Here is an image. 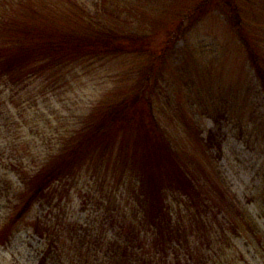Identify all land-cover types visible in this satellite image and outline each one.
<instances>
[{"label": "trees", "instance_id": "16d2710c", "mask_svg": "<svg viewBox=\"0 0 264 264\" xmlns=\"http://www.w3.org/2000/svg\"><path fill=\"white\" fill-rule=\"evenodd\" d=\"M210 1L181 15L168 30L157 23L139 27L127 0H0V196L9 206L0 244L30 219V234L40 244L37 264H219L215 257L225 256L226 244L238 236L249 239L255 253L260 250L259 223L224 179L204 170L207 165L193 155L201 176L179 161V146L159 115L158 94L151 92L183 25ZM221 2L241 31L234 0ZM143 21L152 25L150 18ZM247 51L264 93V46L260 62L256 51ZM129 59L132 73L135 63L145 65L126 92L111 90L78 116L56 149L38 143L44 114L37 107L27 111L25 98L38 105V97L67 85L79 69L114 70L118 60ZM199 142L209 154L212 131ZM85 166L92 167L86 173L103 207L99 220L79 221L66 211L75 185L69 179L77 182V171ZM57 207L61 216L55 215Z\"/></svg>", "mask_w": 264, "mask_h": 264}, {"label": "rangeland", "instance_id": "374dc122", "mask_svg": "<svg viewBox=\"0 0 264 264\" xmlns=\"http://www.w3.org/2000/svg\"><path fill=\"white\" fill-rule=\"evenodd\" d=\"M76 1L82 3L84 0ZM90 1L86 0V3ZM127 1L134 8L132 15L139 27L156 28L157 23L162 29L167 27L169 30L181 15L191 12L205 0ZM221 1L211 0L195 17L185 22L180 30L181 35L174 39L171 52L158 68L161 74L157 72L151 81V92L158 94L155 96L159 98L156 101L159 115L169 139L176 140L179 146L175 149L179 161L194 171L195 176H201L203 169L192 164L189 158L193 155L195 162L200 161L201 166L207 165L204 170L219 174L225 186L259 223L260 237L263 238L264 93L247 51L248 48L256 51L260 62V46H264L263 0H234L242 18L239 32L235 30L230 13L226 14ZM146 18L151 19L152 25L143 21ZM166 32L162 36H166ZM154 44H157V40ZM126 62L118 60L114 70L107 67L81 68L67 85L38 97V105H34L31 98H25L24 105L29 104L27 111L35 113L37 110L34 109L39 108L38 112L44 114V120L39 123L43 134H37L40 137L36 139L38 143L44 141L45 146L56 149V143L66 134V130L75 127L78 116L89 112L111 90L126 92L143 73L145 61L135 63L137 70L134 73L130 72L132 59ZM46 89H50L48 85ZM8 104L13 109L11 102ZM13 112L16 113L14 109ZM65 118L69 122L60 125ZM207 131H212L215 142L209 154L199 144ZM144 150L140 149V154ZM184 152L186 154H182ZM187 153L191 156L187 157ZM205 156L209 163L205 161ZM86 171L90 175L92 167L88 170L85 166L77 171V182L69 179L75 185L71 187L66 211L79 221L86 218L99 220L103 216V207L97 200V186L93 179L89 180ZM8 208L5 198L0 196V231ZM57 214L61 216L58 207ZM30 228V219L21 222L11 241L0 244V264H37L40 244L30 234ZM249 242L242 236L232 237L230 245L226 244V255H221L219 259L215 257V261L229 264L234 259L235 264H264V242L258 250L260 258Z\"/></svg>", "mask_w": 264, "mask_h": 264}]
</instances>
